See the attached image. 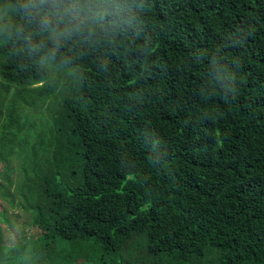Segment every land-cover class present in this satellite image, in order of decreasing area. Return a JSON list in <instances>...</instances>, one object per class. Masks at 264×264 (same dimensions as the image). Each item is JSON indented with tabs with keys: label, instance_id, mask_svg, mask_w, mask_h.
I'll list each match as a JSON object with an SVG mask.
<instances>
[{
	"label": "trees",
	"instance_id": "obj_1",
	"mask_svg": "<svg viewBox=\"0 0 264 264\" xmlns=\"http://www.w3.org/2000/svg\"><path fill=\"white\" fill-rule=\"evenodd\" d=\"M15 2L0 0V160L25 161L40 230L11 246L0 226V264H264V0H28L31 17ZM57 95L33 139L20 109Z\"/></svg>",
	"mask_w": 264,
	"mask_h": 264
},
{
	"label": "rangeland",
	"instance_id": "obj_2",
	"mask_svg": "<svg viewBox=\"0 0 264 264\" xmlns=\"http://www.w3.org/2000/svg\"><path fill=\"white\" fill-rule=\"evenodd\" d=\"M13 91L14 87H12L11 94ZM30 100H34V96H31ZM39 100L42 99L39 98ZM58 100V95L52 96L49 97L44 104H40L38 107L29 108L27 105H23L24 107L20 109L23 114L21 122L24 123L27 130L31 127L30 119L33 115L34 119L38 120L40 123L34 130L33 139L37 137H43L44 139L51 137L54 120L52 110L58 108ZM39 110H44L46 116H39ZM5 112H7L6 109L3 112L4 118L6 116ZM37 115L41 120L37 118ZM24 165L25 161L19 159L17 155L12 158V163L8 165H5L0 160V226L2 227V234L5 241L11 246L23 240L21 237L23 229L32 234L40 230L32 222L33 213L31 209L22 204V201L24 200L20 195V190L21 188H24L25 178L24 174H22L21 168H24ZM9 167H12L10 173L8 171ZM8 174L10 180L7 179ZM5 189H9V195L5 194ZM30 203H33V200H31L29 204Z\"/></svg>",
	"mask_w": 264,
	"mask_h": 264
},
{
	"label": "clouds",
	"instance_id": "obj_3",
	"mask_svg": "<svg viewBox=\"0 0 264 264\" xmlns=\"http://www.w3.org/2000/svg\"><path fill=\"white\" fill-rule=\"evenodd\" d=\"M106 2V0H105ZM76 3L79 4L80 0H76ZM11 10L13 13L20 15V16H28L31 17L34 14H38L39 10L34 6V5H30L28 3V0H16V2L11 6ZM63 12H66L69 14V16H73L74 14L79 16L81 13H84L85 11H92V9L87 8L86 5H82L81 8L77 11L76 10V5L73 4L71 5V7H63L62 8ZM95 15H98L101 17V19H103L104 15H107V9L104 8L102 9L101 12H95ZM50 15V14H46ZM82 24V22H81ZM71 30H75V31H80L81 30V25H73V29ZM69 30V31H71ZM48 31L52 34V37L50 38H56L58 39L59 36L61 35V33H58L55 29H51L49 28Z\"/></svg>",
	"mask_w": 264,
	"mask_h": 264
}]
</instances>
